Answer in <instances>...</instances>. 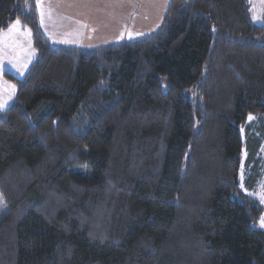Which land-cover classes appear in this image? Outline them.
Listing matches in <instances>:
<instances>
[{
  "label": "trees",
  "instance_id": "trees-1",
  "mask_svg": "<svg viewBox=\"0 0 264 264\" xmlns=\"http://www.w3.org/2000/svg\"><path fill=\"white\" fill-rule=\"evenodd\" d=\"M35 12L0 0V32L20 19L37 52L0 112V264H264L248 0H169L153 33L93 48L53 45Z\"/></svg>",
  "mask_w": 264,
  "mask_h": 264
},
{
  "label": "rangeland",
  "instance_id": "rangeland-1",
  "mask_svg": "<svg viewBox=\"0 0 264 264\" xmlns=\"http://www.w3.org/2000/svg\"><path fill=\"white\" fill-rule=\"evenodd\" d=\"M55 0H33L36 19L44 36L53 45L93 48L107 44L131 41L145 37L159 27L164 16V7L169 0H73L72 13L69 17H59L56 21ZM251 20L264 27V0H248ZM84 10L88 16L83 17ZM116 11L112 19L109 13ZM94 16V17H92ZM108 20H106V19ZM105 20V27L90 30V25L99 26ZM112 21L110 24L109 22ZM83 23V24H81ZM37 52L33 46L30 28L15 19L0 32V112L11 104L15 96L16 86L8 78L22 79L30 64L35 60ZM261 171L253 191L254 197L262 206L263 212L258 220L264 217V143L259 151ZM242 167L239 173L240 188L245 191L243 152ZM6 208L0 195V217Z\"/></svg>",
  "mask_w": 264,
  "mask_h": 264
},
{
  "label": "crops",
  "instance_id": "crops-1",
  "mask_svg": "<svg viewBox=\"0 0 264 264\" xmlns=\"http://www.w3.org/2000/svg\"><path fill=\"white\" fill-rule=\"evenodd\" d=\"M115 1H118V0H115ZM40 2L42 3V0H40ZM55 15H56V21H57V18L61 17H69V15H71V13L73 12L72 11V8H73V0H55ZM168 5V3H167ZM167 5L164 7V13L166 11V8H167ZM87 13V10H84V15L83 17H87L88 14ZM163 13V14H164ZM111 15V18L113 19L115 16H116V11H113L111 13H109ZM94 17V16H92ZM106 19V18H105ZM108 20V19H106ZM112 21L109 22V24L111 23ZM83 24V23H81ZM105 20H103V22H101V24L99 26H94V25H90V30L94 31V30H97L95 29L96 27L97 28H101V27H105Z\"/></svg>",
  "mask_w": 264,
  "mask_h": 264
},
{
  "label": "snow or ice",
  "instance_id": "snow-or-ice-1",
  "mask_svg": "<svg viewBox=\"0 0 264 264\" xmlns=\"http://www.w3.org/2000/svg\"><path fill=\"white\" fill-rule=\"evenodd\" d=\"M252 117H249V119H251ZM261 198L262 200H264V193L261 194ZM261 225L264 226V217L261 218V221H260Z\"/></svg>",
  "mask_w": 264,
  "mask_h": 264
}]
</instances>
